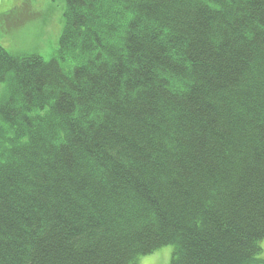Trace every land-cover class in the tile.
I'll use <instances>...</instances> for the list:
<instances>
[{"label": "trees", "instance_id": "obj_1", "mask_svg": "<svg viewBox=\"0 0 264 264\" xmlns=\"http://www.w3.org/2000/svg\"><path fill=\"white\" fill-rule=\"evenodd\" d=\"M65 3L0 43V264L260 263L264 0Z\"/></svg>", "mask_w": 264, "mask_h": 264}, {"label": "rangeland", "instance_id": "obj_2", "mask_svg": "<svg viewBox=\"0 0 264 264\" xmlns=\"http://www.w3.org/2000/svg\"><path fill=\"white\" fill-rule=\"evenodd\" d=\"M66 7L65 0H0L1 45L13 54L38 52L50 59L59 48ZM24 15L27 18L19 26L14 19H23ZM174 248L173 244L164 245L151 254L141 255L137 264H169ZM260 251L262 259L258 264H264V239Z\"/></svg>", "mask_w": 264, "mask_h": 264}, {"label": "clouds", "instance_id": "obj_3", "mask_svg": "<svg viewBox=\"0 0 264 264\" xmlns=\"http://www.w3.org/2000/svg\"><path fill=\"white\" fill-rule=\"evenodd\" d=\"M151 254V253H150ZM144 255H146V254H144ZM140 258V257H139Z\"/></svg>", "mask_w": 264, "mask_h": 264}]
</instances>
